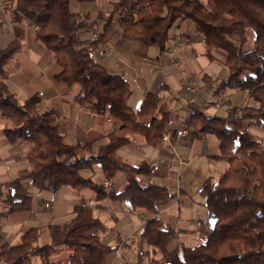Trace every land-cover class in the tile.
<instances>
[{"label":"trees","instance_id":"obj_1","mask_svg":"<svg viewBox=\"0 0 264 264\" xmlns=\"http://www.w3.org/2000/svg\"><path fill=\"white\" fill-rule=\"evenodd\" d=\"M11 11L17 23L40 24L36 37L62 66L55 78L79 87L75 98L81 105L109 114L121 121V130L142 135L152 146L161 139L168 121L160 96L164 85L148 93L134 111L127 103L132 89L123 75L109 72L92 57L97 44H106L115 29L120 31L118 44L135 40L156 46L161 52L170 27L179 20L191 21L202 34L208 53L213 48L225 53L228 75L216 83L214 93L245 90L253 104L232 106L226 116L205 115L198 110L188 115L186 124L191 136L214 134L219 141L218 157L225 158L229 167L218 180L205 179L199 189L212 221L206 240L169 249L177 230L163 224L157 215V203L168 199L170 192L164 185L141 184L138 176L150 174L151 164H130L117 157V148L130 141L128 136L109 132L107 141L96 152L90 143L71 145L58 132L54 115L39 110V95L19 102L9 90L6 64L23 46L20 30L0 47V115L21 124L3 130L9 142L30 144L24 158L31 168L18 172L4 184L0 216L2 212L31 207L27 184L51 192L62 186L87 188L99 199L119 200L129 211L144 208L152 213L138 234L132 264H264V140L248 128L254 125L264 131V0H119L91 46L79 38L88 16L73 12L70 0H13ZM250 33L252 47L243 50ZM156 112L160 118L155 117ZM146 118H150L149 123ZM94 164L101 166L108 180L116 172H124L127 186L119 192L108 191L93 179L79 175V169ZM48 230L49 240L41 245L36 244V228L24 232L16 245L0 243V262L33 264L32 258L37 257L40 264H106L105 256L113 250L101 240L103 222L93 217L87 206L75 207L73 218L62 224H49ZM143 243L156 249L157 256L145 261ZM60 252H66L65 256L55 258Z\"/></svg>","mask_w":264,"mask_h":264},{"label":"crops","instance_id":"obj_2","mask_svg":"<svg viewBox=\"0 0 264 264\" xmlns=\"http://www.w3.org/2000/svg\"><path fill=\"white\" fill-rule=\"evenodd\" d=\"M78 1V13L88 16L86 25L79 31V38L86 46H91L96 41L90 39L91 25L97 22L100 34L105 18L119 0ZM12 2L0 0V47H4L22 30L23 46L6 64L9 72L7 86L16 99L23 102L27 97L39 95V110L54 115L58 132L71 145L90 143L92 151L96 152L107 141L109 132L128 136L130 141L117 148V157L130 164L143 161L151 164L153 169L150 174L138 176L141 184L164 185L170 192L168 199L157 203V215L163 224L177 230L168 248L189 247L188 243L196 241L194 239L204 242L209 234L206 228H211L212 221L199 189L205 179L216 181L229 167L225 158L218 157L219 141L215 135L208 133L201 138H194L190 133L182 138L171 136L169 142H161L160 139L152 146L142 135L121 130V121L109 114L98 113L81 105L75 98L79 87L68 86L55 78L62 66L56 62L53 52L36 37L40 24L15 22ZM119 37L120 31L115 29L106 44H97L92 57L109 72L123 75L132 89L127 103L134 111L140 108L148 93L164 85L160 96L161 104L168 112V121L163 131L190 128L186 119L194 110L205 115L226 116L230 107L241 102L238 98L247 94L238 89L214 93L216 83L228 75L224 64L225 53L217 48L208 53L202 34L189 20H179L170 27L165 49L161 52L156 46L135 40L118 44ZM101 48H107V54H100ZM176 62L179 63L178 67ZM185 76L200 79L194 102L188 101L189 93L181 85ZM155 117L160 118V113L156 112ZM145 121L149 123L150 118ZM19 125L13 119L0 115V195L6 182L14 179L18 172L31 168L24 158L30 144L11 143L4 134L5 127L16 128ZM252 132L257 134L258 130ZM79 175L93 179L108 191L119 192L127 186L124 172L118 171L108 180L99 164L79 169ZM27 191L31 195L28 210L2 212L0 216L1 244L16 245L24 232L36 228V244L41 245L49 240V224H62L75 216V207L87 206L91 215L104 224L101 240L113 247L105 256L106 264H132L135 261L138 234L152 213L144 208L129 211L119 200L99 199L93 190L87 188L76 190L62 186L51 192L27 184ZM197 221L202 225L197 226ZM141 246L146 252L145 261L157 256L156 249L146 243ZM65 254L60 252L55 258ZM32 263L40 264V261L33 257ZM0 264L5 263L1 261Z\"/></svg>","mask_w":264,"mask_h":264},{"label":"built area","instance_id":"obj_3","mask_svg":"<svg viewBox=\"0 0 264 264\" xmlns=\"http://www.w3.org/2000/svg\"><path fill=\"white\" fill-rule=\"evenodd\" d=\"M89 34H90V39L92 41H95L98 39L99 36V31H98V24L97 22H94L90 29H89ZM100 54L104 55L107 54L108 49L107 48H101ZM176 67L179 66V63L176 62ZM182 87L185 88V90L189 93L188 101L189 102H194L197 99V93L200 87V79L195 77V76H185L183 77L181 81ZM190 133V128L189 127H180L179 129L176 130H170L166 129L163 131L162 137H161V142H169V139L171 136H176L177 138H182L184 136H188ZM197 226L202 225L200 221L196 222ZM207 231L211 232V228L208 227L206 228Z\"/></svg>","mask_w":264,"mask_h":264},{"label":"rangeland","instance_id":"obj_4","mask_svg":"<svg viewBox=\"0 0 264 264\" xmlns=\"http://www.w3.org/2000/svg\"><path fill=\"white\" fill-rule=\"evenodd\" d=\"M202 1H206V0H202ZM78 5H79V1L78 0H71L70 1V8L73 12H78L79 9H78ZM116 16H117V13H116ZM252 39H253V33H250L249 34V41L246 42L243 46H242V49L243 50H246L250 47H252ZM233 90V89H231ZM244 93H247V94H244V96L238 98L241 102L238 103V105H236L237 107H240V106H244V105H252L253 103V100L250 98L249 94L247 91L243 90ZM249 130L252 132L253 130H258L257 134L254 133L257 137L261 138V139H264V133L262 130H260L259 128H257L256 126L254 125H251L248 127ZM253 133V132H252ZM263 137H261V136ZM196 241L192 242V243H188L190 246H193V245H196L198 243H201L202 240H199V239H194Z\"/></svg>","mask_w":264,"mask_h":264}]
</instances>
